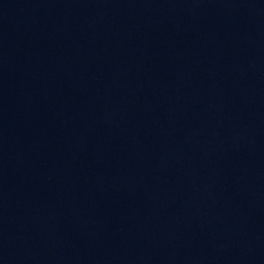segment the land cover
Returning a JSON list of instances; mask_svg holds the SVG:
<instances>
[{
	"label": "water",
	"instance_id": "95a60500",
	"mask_svg": "<svg viewBox=\"0 0 264 264\" xmlns=\"http://www.w3.org/2000/svg\"><path fill=\"white\" fill-rule=\"evenodd\" d=\"M0 264H264V0H0Z\"/></svg>",
	"mask_w": 264,
	"mask_h": 264
}]
</instances>
